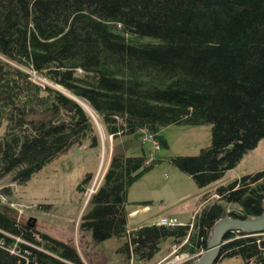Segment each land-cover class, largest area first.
<instances>
[{
	"label": "trees",
	"instance_id": "trees-1",
	"mask_svg": "<svg viewBox=\"0 0 264 264\" xmlns=\"http://www.w3.org/2000/svg\"><path fill=\"white\" fill-rule=\"evenodd\" d=\"M203 123L210 144L168 160L199 188L264 138V0H0V181L26 183L71 148L97 149L99 131L111 137L79 219L92 244L113 237L126 259L148 261L170 240L194 255L220 218L261 214L264 170L217 187L210 203L203 195L188 223L127 230L128 188L156 163L127 152L128 137L166 145L161 127ZM224 241L219 258L264 264V233ZM0 264L83 262L0 208Z\"/></svg>",
	"mask_w": 264,
	"mask_h": 264
},
{
	"label": "rangeland",
	"instance_id": "rangeland-1",
	"mask_svg": "<svg viewBox=\"0 0 264 264\" xmlns=\"http://www.w3.org/2000/svg\"><path fill=\"white\" fill-rule=\"evenodd\" d=\"M158 135L166 143L160 145L158 150H154L151 141L142 144V135L136 139L128 137L133 141L127 152L138 155L144 151L156 160L154 166L128 188L125 207L129 212V231L158 224L161 218H175L177 223H188L201 207L203 195L211 193L208 196L211 200L204 204L210 203L216 198L212 194L217 187L227 185L240 176L264 170L262 138L222 177L199 188L168 160L178 155H196L201 148L208 146L211 140L210 125L170 124L161 127ZM114 144L111 137L99 131L97 149H90L86 144L71 148L45 165L26 183L18 184L10 180L11 176L5 177L0 181V208H8L12 216L26 227L70 243L83 264H191L202 252L194 255L179 253V246L170 240L161 243L160 250L152 259L138 261L135 258L126 259L118 252L121 243L115 238L95 245L85 233L79 231V219L88 196L100 184ZM4 188L9 189V195L3 191ZM225 208L227 212L234 209L232 205H225ZM31 219L35 221L30 227L28 223ZM215 264L244 262L240 257H221Z\"/></svg>",
	"mask_w": 264,
	"mask_h": 264
},
{
	"label": "water",
	"instance_id": "water-1",
	"mask_svg": "<svg viewBox=\"0 0 264 264\" xmlns=\"http://www.w3.org/2000/svg\"><path fill=\"white\" fill-rule=\"evenodd\" d=\"M80 104L83 103L80 102ZM85 109L89 111L87 106H85ZM34 221V219H31V222L28 223L30 227L33 226ZM232 232L248 235L264 233V199L262 201V212L258 216L245 219L227 216L217 220L211 227L205 249L191 264H215L219 258L220 249L225 243L226 235Z\"/></svg>",
	"mask_w": 264,
	"mask_h": 264
},
{
	"label": "built area",
	"instance_id": "built-area-1",
	"mask_svg": "<svg viewBox=\"0 0 264 264\" xmlns=\"http://www.w3.org/2000/svg\"><path fill=\"white\" fill-rule=\"evenodd\" d=\"M145 141H151L154 150H158L159 149V143L157 142V140H155L153 138V136L149 133H144V135L141 137V142H145ZM150 159H152L151 157H149L147 159V161H150ZM147 163V162H146ZM159 225H165V226H174L176 224H180L177 223L176 220L174 218H161L159 220Z\"/></svg>",
	"mask_w": 264,
	"mask_h": 264
},
{
	"label": "crops",
	"instance_id": "crops-1",
	"mask_svg": "<svg viewBox=\"0 0 264 264\" xmlns=\"http://www.w3.org/2000/svg\"><path fill=\"white\" fill-rule=\"evenodd\" d=\"M127 211V210H126ZM198 211V210H197ZM197 211H195V213L197 212ZM127 213L129 214V212L127 211ZM195 213H194V215H195ZM134 214V216H136L137 214H135V212L133 213ZM129 217V215H127V218ZM183 224V223H182Z\"/></svg>",
	"mask_w": 264,
	"mask_h": 264
},
{
	"label": "bare ground",
	"instance_id": "bare-ground-1",
	"mask_svg": "<svg viewBox=\"0 0 264 264\" xmlns=\"http://www.w3.org/2000/svg\"><path fill=\"white\" fill-rule=\"evenodd\" d=\"M83 105V107H85V105L84 104H82ZM36 234V233H35ZM42 246V245H41Z\"/></svg>",
	"mask_w": 264,
	"mask_h": 264
}]
</instances>
